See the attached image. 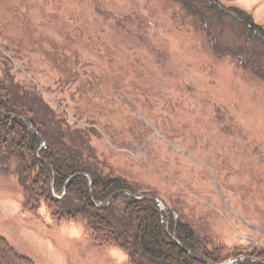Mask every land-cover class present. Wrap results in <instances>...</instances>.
Returning a JSON list of instances; mask_svg holds the SVG:
<instances>
[{
    "label": "rangeland",
    "instance_id": "obj_1",
    "mask_svg": "<svg viewBox=\"0 0 264 264\" xmlns=\"http://www.w3.org/2000/svg\"><path fill=\"white\" fill-rule=\"evenodd\" d=\"M221 2L264 30V0ZM195 19L172 0H0V76L39 94L48 109L40 126L60 124L84 157L93 152L97 173L154 195L219 264L264 257V77L250 69L247 36L234 35L230 20L212 44ZM2 142L0 237L19 255L131 264L86 221L26 207L20 161ZM115 209L124 212L122 200Z\"/></svg>",
    "mask_w": 264,
    "mask_h": 264
},
{
    "label": "trees",
    "instance_id": "obj_2",
    "mask_svg": "<svg viewBox=\"0 0 264 264\" xmlns=\"http://www.w3.org/2000/svg\"><path fill=\"white\" fill-rule=\"evenodd\" d=\"M172 1L196 18L200 30L212 44L218 40L219 26L230 20L234 35L247 36L244 51L248 53L250 69L253 74L264 77L259 69L261 65L253 57L257 44L264 50V30L256 25L250 14L237 7H226L221 0ZM0 65L5 69L6 64L0 61ZM47 110L38 93L12 88L0 76V140L11 151L9 156L20 161L26 207L36 211L45 204L57 219L86 221L96 241L103 246L122 249L131 264H219L223 261L219 253L210 252L191 228L176 220L173 213L161 214L156 203L144 199L154 195H138L122 178L97 173L89 158L93 152L84 157L78 142L73 140L69 144L64 138L60 124L51 132L40 126L39 115H46ZM82 174L93 178L91 190L89 178ZM125 191L142 199H133ZM120 200L124 203V212L117 214L115 204ZM172 236L201 261L186 254ZM246 257L264 262L258 252ZM0 264L33 263L0 237ZM239 264L259 263L245 260Z\"/></svg>",
    "mask_w": 264,
    "mask_h": 264
},
{
    "label": "water",
    "instance_id": "obj_3",
    "mask_svg": "<svg viewBox=\"0 0 264 264\" xmlns=\"http://www.w3.org/2000/svg\"><path fill=\"white\" fill-rule=\"evenodd\" d=\"M44 145H45V144H44ZM82 175H84V176H86V177L89 178V180H90V190H91V189H92V185H93V178L90 177L88 174H82ZM124 193L127 194L128 196H130V197L133 198V199H142V198H138V197H136V196H133L130 192H126V191H125ZM112 197H113V196H112ZM112 197L106 202L105 206H107V205L110 203ZM144 199H148V200H151L152 202L156 203V204L160 207V213L162 214V212H163V209L161 208V206H162V202H161L159 199H157V198H144ZM97 206L100 207V205H97ZM172 238H173V240H174L176 243H178V244L180 245V247L182 248V250H183L186 254H188L189 256H191L192 258H194V259H196V260H198V261H201L198 257L194 256V255L191 253V251H189V250L186 249L182 244H180V243L178 242V240L175 238V236H172ZM245 260H251V261L256 262V263H259V264H264V262H260V261H257L256 259H251V258H248V257H244V258H242L241 260H231V261L225 262V263H223V264H239V263H241V262H243V261H245ZM208 264H212V263L208 262Z\"/></svg>",
    "mask_w": 264,
    "mask_h": 264
}]
</instances>
